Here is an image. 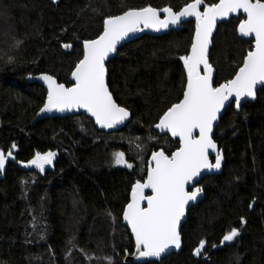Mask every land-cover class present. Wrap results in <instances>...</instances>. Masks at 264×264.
Returning <instances> with one entry per match:
<instances>
[{
	"label": "trees",
	"instance_id": "1",
	"mask_svg": "<svg viewBox=\"0 0 264 264\" xmlns=\"http://www.w3.org/2000/svg\"><path fill=\"white\" fill-rule=\"evenodd\" d=\"M188 2L0 0V42L9 45L0 49V150L17 146L0 179V264H138L125 258L135 243L123 210L132 185L145 179L151 154L179 147L155 125L183 97L187 73L179 57L190 50L194 21L162 36L143 35L107 63L110 90L132 114L122 130L99 131L83 114L36 119L47 91L29 78L48 73L70 86L83 41L99 35L105 16L148 5L177 11ZM241 19L215 33L209 54L215 85L231 79L252 48L238 36ZM17 40L22 43L12 47ZM214 138L225 165L202 180L205 198L189 211L181 252L142 264H264V87L239 113L226 110ZM49 151L56 158L43 171L26 167L36 152ZM117 151L131 168L115 165ZM232 227L239 236L221 244ZM201 239L206 246L194 255Z\"/></svg>",
	"mask_w": 264,
	"mask_h": 264
},
{
	"label": "snow or ice",
	"instance_id": "2",
	"mask_svg": "<svg viewBox=\"0 0 264 264\" xmlns=\"http://www.w3.org/2000/svg\"><path fill=\"white\" fill-rule=\"evenodd\" d=\"M238 10L246 14V19L239 22V32L244 36L254 35V45L243 56L235 75L214 86L212 65L208 60L209 37L218 18ZM188 17H195L196 23L190 50L179 57L187 72L183 97L171 104L155 125L157 129H167L173 137H179V147L170 156L163 150L152 153L154 167H148L143 182L137 180L132 185L131 199L123 210V219L131 227L140 257L160 258L171 246L180 247L178 224L185 215V205L195 201L203 190L192 187L193 183L198 184L197 178L201 177L203 170L221 168L223 157L212 139L213 124L218 114L230 97H234L239 108L243 97L254 98L257 85H264V0H218L208 4L204 0H191L178 11L170 6L162 9L151 5L128 8L119 15L105 16L99 35L83 41V58L71 73L75 81L71 87L57 83L51 75H42L48 91L41 113L53 109L84 108L98 125L112 128L128 118L130 113L114 100L109 91L105 79L106 57L116 50L121 40L140 31L141 26L160 31L170 25H179L182 18ZM62 31L66 32V29ZM21 43L17 40L12 47H19ZM63 47L70 48L71 45L63 44ZM13 62L14 57L9 56L8 63ZM194 130H198V135ZM16 147L15 143L11 146L12 149ZM210 152L215 153L214 163L209 160ZM112 155L115 164L132 167L124 152L117 151ZM12 156V151L5 154L0 150V170ZM54 156L51 151L36 152L27 163L43 170ZM186 186L192 190H186ZM145 189H151V195H145ZM142 201L147 202L146 207L141 206ZM240 221L243 223L244 218L241 217ZM239 234V229L232 227L220 243L232 242ZM205 246L206 240H199L193 250L194 255H200ZM105 259L111 260L109 257Z\"/></svg>",
	"mask_w": 264,
	"mask_h": 264
},
{
	"label": "water",
	"instance_id": "3",
	"mask_svg": "<svg viewBox=\"0 0 264 264\" xmlns=\"http://www.w3.org/2000/svg\"><path fill=\"white\" fill-rule=\"evenodd\" d=\"M201 11H203V8H201ZM241 17H242V19H246V14H244L242 12V10H238L235 13H230L227 17H221V18H218L217 19V22H216V24H215V26L213 28V32H212L211 36L209 37L210 43H209V49H208V60H209L210 49L212 47L213 39H214V36H215V33L217 31L218 26L220 24L224 23V22L230 21L232 18L239 19ZM189 21H194V23H196L195 17H188V18H182V21H181V23L179 25H170L168 29H162L160 31H156V30L151 29V28H143V26H141V30L140 31H137L135 33H131V34H129V36H127L123 40H121L117 44L116 50L114 52L110 53L108 57H106V60H105L106 70H107V63L117 55L119 49L123 45H125V44H127V43H129V42H131V41H133V40H135V39H137V38H139V37H141L143 35L162 36L164 34H169L171 31H180L182 29L183 24L186 23V22H189ZM238 26H239V24H238ZM238 26H237L238 36L241 39H243V40L252 41V47H253V45H254V39H255L254 35H251V36H244V35H242L239 32ZM194 33H195V31H194ZM209 63H210V61H209ZM202 68H203V66H201V71H202ZM212 71H213V84L215 86V69L213 68V66H212ZM43 74L51 75V74H48V73H39V74H36L35 76L30 77L29 79H30L31 82H36V83L42 85L46 89V91H48L47 82L42 79V75ZM51 76H53V75H51ZM53 77L55 78V80H56L57 83H61V82L58 81V79L55 76H53ZM105 79H106V84H107V86L109 88V91L111 92L110 87L108 85V70L106 71V77H105ZM71 82H72V84L75 82L74 81V78L72 76H71ZM186 83H187V81H186ZM62 84H64L65 87H71L72 86V85L67 86L65 83H62ZM263 87H264V85H260V84L257 85V87H256V96L254 98L243 97L241 99V103H240L239 108L236 107V103H235L234 97H230L229 98V101H226L225 102V106L221 109V112L218 114L217 121L214 122V124H213V133H212V139L215 141V143H216V145H217L218 149L220 150V152L222 154V157H223L222 162H221V168L220 169L203 170L202 171V174H201V177L197 178L198 179V184L197 183H193L192 187H201L203 190H202L201 193L198 194L197 199L195 201H190L188 204L185 205V215L183 217H181V221L178 224V231H179L180 237H181V245H180L179 248H176L175 246H171L168 250H166V252L164 254H162V256L160 258L165 257V256H168V255H170L172 253H179V252H181V250L183 248V237H182V234H181V230H182V227H183L184 223L188 219L189 211H190V209L193 206L198 205L205 198L204 186L201 184L202 183V180L205 177H207V176H212V175H218V174H220L222 172L223 168H224V165H225L224 151H223V148H220L219 143L214 138L215 129L220 124L221 118L224 116L226 110L229 107H231V106H233L234 109L236 110V112L239 113L241 111V109H242V107H243L244 104H246L247 102H253V101H255L257 99L258 91L261 88H263ZM112 96H113L114 100L116 101L113 93H112ZM46 99H47V96H46ZM45 102H46V100H45ZM43 106H44V104H43ZM129 113H130V115H129L128 118H126L121 123H119L117 125H114L112 128H104L101 125H98L95 122V118L92 117L91 113H89L84 108H72V109L65 110V111H58V110L53 109L52 111H45L43 113H41L40 110H39L36 119L52 118V117H65V116H69V115L70 116H74V115L83 114L86 117L90 118L94 122L95 127H96L97 130L102 131V132H106V133H112V132H116V131L122 130L123 128H125L129 124V122L132 119V114H131V111L130 110H129ZM157 123H159V121ZM155 129H156V131L160 135H169L172 139L177 140L179 142V137H173L171 135V132L169 130H167V129H157L156 127H155ZM194 134L198 135V130H194ZM161 150L162 149H160L158 151H161ZM9 151H13V149L11 148ZM165 154L166 155H169V156L171 155V154H168L166 152H165ZM11 159H12V157H9L6 160V162H5L4 168L2 170H0V179L3 177L5 171H6L7 167H8L9 161ZM209 160H210L211 163H214L215 162V153L214 152H210V154H209ZM45 165L49 166V165H51V163L50 164H45ZM149 166L154 167V163L152 162V154H151V156L149 158V161H148V167ZM146 177H147V174H146ZM146 177H145V179H146ZM143 181H141V182H143ZM192 187H187L186 186V190L191 191L192 190ZM144 193H145V195H151V189H145L144 190ZM130 199H131V194H130ZM141 206L142 207H146L147 206V202L146 201H142L141 202ZM122 218H123V216H122ZM123 223L129 229V232H130V234H131V236H132V238L134 240V243H135V236H134V234L131 231L130 225H128L127 222L124 219H123ZM125 258H126L127 261L128 260H131V261H133L135 263H138V264H142V263H145L147 261H150V260L155 259V257H140L139 256V253H138V251L136 249V244H135V248H134L133 253L127 254Z\"/></svg>",
	"mask_w": 264,
	"mask_h": 264
},
{
	"label": "rangeland",
	"instance_id": "4",
	"mask_svg": "<svg viewBox=\"0 0 264 264\" xmlns=\"http://www.w3.org/2000/svg\"><path fill=\"white\" fill-rule=\"evenodd\" d=\"M2 8L0 7V27H2L3 25H2V23H3V19L1 18V15H2ZM1 46L3 47V48H5V47H8L9 45H7L5 42H0V49H2L1 48ZM134 139V138H133ZM55 158H56V153H55V156L52 158V163L54 162V160H55ZM125 159H126V157H125ZM127 160V159H126ZM127 162L129 163V164H131L128 160H127ZM115 165H117V164H115ZM132 165V164H131ZM45 166H47V165H44V168H43V170L45 169ZM118 166H123V167H127V165H125V164H121V165H118ZM26 167H36L35 165H29V164H27L26 165ZM127 168H129V167H127ZM39 170H41V169H39ZM43 170H41V171H43Z\"/></svg>",
	"mask_w": 264,
	"mask_h": 264
}]
</instances>
